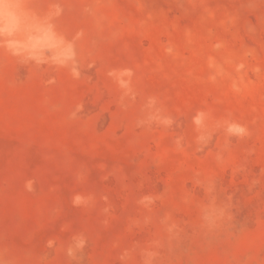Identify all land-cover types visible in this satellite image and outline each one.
Returning <instances> with one entry per match:
<instances>
[{"label": "rangeland", "instance_id": "obj_1", "mask_svg": "<svg viewBox=\"0 0 264 264\" xmlns=\"http://www.w3.org/2000/svg\"><path fill=\"white\" fill-rule=\"evenodd\" d=\"M27 2L54 25L32 40L71 42L79 77L0 45V264H143L146 249L154 264H264V0ZM18 27L0 11V30ZM149 98L170 128L137 127ZM201 111L213 129L202 150ZM226 120L249 135L229 139ZM207 178L232 197L211 236L196 183Z\"/></svg>", "mask_w": 264, "mask_h": 264}, {"label": "clouds", "instance_id": "obj_2", "mask_svg": "<svg viewBox=\"0 0 264 264\" xmlns=\"http://www.w3.org/2000/svg\"><path fill=\"white\" fill-rule=\"evenodd\" d=\"M0 11L10 16L12 19L19 22V27L14 31L0 30V45L6 47L13 56L19 57L25 62H34L37 65L53 64L58 67H69L71 65V73L74 77H79V72L74 64V53L72 43L65 40L62 36L55 42H39L33 41L32 37L37 33L43 34L46 37L55 35L54 25L48 18H42L34 13L28 5L27 0H10L5 3V0H0ZM18 41V43H13ZM170 51V50H169ZM130 75V73H128ZM54 83V81H49ZM123 88H127L124 81H120ZM128 93L126 92L125 95ZM157 101L155 98H149L146 109L147 114L143 119L136 122L137 127L148 126L153 124L164 128H170L174 121L171 117L162 114L161 110L156 107ZM81 106H77L76 110L70 114V119H75L80 112ZM209 116L205 112H198L193 117V124L198 133L196 143L204 146L211 141L213 129H210L207 121ZM226 137L229 139H243L249 135L247 127L235 121L226 120L222 125ZM182 138H177L175 141L178 150L182 149ZM223 153L218 152L216 160L218 163L223 162ZM33 181L26 182L25 187L28 191H33ZM196 183L204 190L206 194V202H203L199 209L200 227L206 235H214L218 233L231 219L230 208L232 200L231 196L227 197V202L220 200L217 195V183L212 178L197 179ZM255 184L256 181H253ZM81 198L77 196L75 202L80 203ZM154 201L151 197H143L139 203L147 207ZM161 224L168 234L170 239H175L179 233V225L171 221L169 216L161 218ZM86 246V240L83 237L75 239L74 245L69 247L67 255L74 257L77 251L82 250ZM51 247V242L49 243ZM127 253L121 257L125 259ZM158 253L151 249H146L143 253V264H154V260Z\"/></svg>", "mask_w": 264, "mask_h": 264}]
</instances>
